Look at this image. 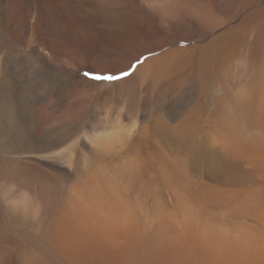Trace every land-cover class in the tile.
I'll return each instance as SVG.
<instances>
[{"label": "bare ground", "instance_id": "1", "mask_svg": "<svg viewBox=\"0 0 264 264\" xmlns=\"http://www.w3.org/2000/svg\"><path fill=\"white\" fill-rule=\"evenodd\" d=\"M43 1L50 5L31 24L21 17L18 0H5L0 44L27 38L32 43L27 48L47 70L59 75L70 69L87 71L102 79L123 74L147 55L115 85L138 77L147 90H159L165 82L180 85L194 78L200 92L175 126L157 118L150 127L138 128L130 152L143 150L148 159L117 155L129 146L132 133L123 140L114 133L87 136L103 152L105 166L99 174L84 176L82 184L90 187L85 196L78 198L72 189L65 201L53 241L59 254L74 264H264V0ZM195 37L194 46L173 47ZM199 132L206 161L217 167L241 165L245 175L215 186L198 180L203 175L194 180L197 174L188 161L194 150L191 140ZM143 136L148 139L141 144ZM66 159L80 166L75 158ZM23 167L60 185L42 166ZM110 167L125 182L135 177V170L148 168L150 177L158 178L156 194L162 187L167 193L165 211L142 198L150 212L120 200L121 189L106 183ZM19 173L0 168V177L7 179ZM38 193L43 197L45 191ZM76 197L79 202L72 203Z\"/></svg>", "mask_w": 264, "mask_h": 264}, {"label": "rangeland", "instance_id": "2", "mask_svg": "<svg viewBox=\"0 0 264 264\" xmlns=\"http://www.w3.org/2000/svg\"><path fill=\"white\" fill-rule=\"evenodd\" d=\"M43 2L18 0L21 17L29 20L31 24L37 22L42 8L50 5L49 2ZM5 5L7 2L0 0V18L2 7ZM24 39L18 44L7 42L8 40L0 44V168L20 172L17 178L0 177V264H74L59 254L53 241L56 226L62 218L60 212L63 213V205L71 190H75L78 198L85 196L90 187L82 184L85 182L84 176L92 177L95 171L99 174V167L101 169L105 166L102 162L103 152L92 146L87 136H106L114 133L123 140L132 133L128 139L129 146L117 155L127 153L128 158L138 155L142 160L148 159V154L143 150L138 151V154L130 152L131 144L138 141V128L150 127L152 121L157 118L164 119L163 122L168 126H175L184 116L187 106H193L198 99L199 86L194 78H191L185 84L165 82L166 85H162L159 90L152 87L147 90L146 84L142 85L143 81L138 77L135 82H126V85L124 83L121 87L115 85L141 66L149 58L147 55L132 63L130 69L123 74L113 75L115 78L110 80H96V74H89L87 71L75 74L72 69L59 75L38 64L34 53L27 48L32 45L31 41ZM197 40L195 37L188 42L178 41L173 47L179 49L194 46ZM23 41L25 43L22 44ZM85 80L91 82L85 83ZM109 85L114 87H107ZM24 113L25 119L21 117ZM201 134L199 132L191 140L194 150H190L193 156L190 155L188 164L190 171L197 174L194 180L198 175H203L205 177L200 176L198 180L215 186L217 183H228L230 179L242 178L246 171L241 165L227 164L217 167V163L206 161L207 150L199 142ZM143 137L139 138L141 144H144V139H148ZM58 155L65 159H55ZM69 157L75 158L81 167L76 168L74 164L68 163L66 158ZM114 160L116 162L118 159ZM24 163L42 166L60 185L55 186L51 179L45 178L32 167H23ZM209 167H212V173L208 171ZM147 169L135 170V177H130L131 179L125 182L118 181L117 172L110 167L107 172L110 179L106 183L121 189L118 192L120 200H128L135 208L142 206L144 211L150 212L151 207L143 203L145 200L147 204L155 203V208L159 209L161 206L159 210L165 211L163 203L168 198L167 193L162 187L163 192L156 194L154 185L158 184V178L150 177L152 172ZM155 169L157 172L159 168L155 166ZM218 170L221 172L218 173ZM156 172L154 174L158 175ZM206 173L220 178L212 180L210 176L206 177ZM227 177L228 179L222 180ZM98 178L95 177L94 180L97 182ZM100 179L102 180V177ZM115 179L117 182L113 183ZM43 183L45 185L40 188L44 189L45 194L39 197V184ZM160 184L164 185L161 182ZM183 193L181 195L184 197ZM77 197L72 203L79 202ZM60 208L62 211H59Z\"/></svg>", "mask_w": 264, "mask_h": 264}, {"label": "snow or ice", "instance_id": "3", "mask_svg": "<svg viewBox=\"0 0 264 264\" xmlns=\"http://www.w3.org/2000/svg\"><path fill=\"white\" fill-rule=\"evenodd\" d=\"M96 79H100L101 77H99V76H97V77H95ZM104 79H114L115 77H113V76H106V77H103Z\"/></svg>", "mask_w": 264, "mask_h": 264}]
</instances>
